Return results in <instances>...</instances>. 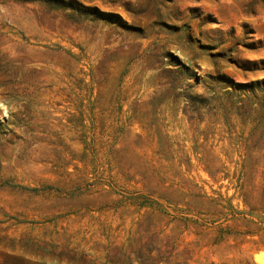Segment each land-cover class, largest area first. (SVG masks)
Listing matches in <instances>:
<instances>
[{"label":"rangeland","instance_id":"rangeland-1","mask_svg":"<svg viewBox=\"0 0 264 264\" xmlns=\"http://www.w3.org/2000/svg\"><path fill=\"white\" fill-rule=\"evenodd\" d=\"M0 264H264V0H0Z\"/></svg>","mask_w":264,"mask_h":264},{"label":"trees","instance_id":"trees-1","mask_svg":"<svg viewBox=\"0 0 264 264\" xmlns=\"http://www.w3.org/2000/svg\"><path fill=\"white\" fill-rule=\"evenodd\" d=\"M259 90H262V89L259 88Z\"/></svg>","mask_w":264,"mask_h":264}]
</instances>
